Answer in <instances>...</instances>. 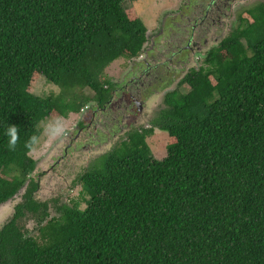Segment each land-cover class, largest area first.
I'll return each mask as SVG.
<instances>
[{
	"label": "trees",
	"instance_id": "1",
	"mask_svg": "<svg viewBox=\"0 0 264 264\" xmlns=\"http://www.w3.org/2000/svg\"><path fill=\"white\" fill-rule=\"evenodd\" d=\"M139 1L0 0V207L25 189L0 225V264H264V0L165 94L152 128L75 181L84 209L53 217L36 198L43 124L103 108L119 85L108 68L143 55L148 28L125 7ZM40 78L60 92L37 95ZM155 128L169 135L162 160Z\"/></svg>",
	"mask_w": 264,
	"mask_h": 264
},
{
	"label": "rangeland",
	"instance_id": "2",
	"mask_svg": "<svg viewBox=\"0 0 264 264\" xmlns=\"http://www.w3.org/2000/svg\"><path fill=\"white\" fill-rule=\"evenodd\" d=\"M194 1L140 0L135 3L128 2L125 7L126 9L135 10L141 16L148 28L147 35L150 42L151 37L161 27L163 20L166 21V27L172 22L170 17L173 12H178L181 9V11L185 12V16L189 15L193 20L197 12L192 15L191 13L194 10L189 11L186 6L187 3L191 2L195 4ZM262 1L247 0L244 5L240 3L233 4L232 10L229 11L227 9L229 18H226V23L222 25L220 22L215 23L205 20L201 32L210 33L211 37L214 38L219 36L220 40L227 36L230 30L234 29L235 21L244 9L256 6ZM205 3V0L201 2L203 5ZM167 14H170V16L165 18ZM179 24L181 28L175 29L173 31L174 35L162 36V39L156 41V50H154L153 55L149 59L151 67L155 69L153 70L154 73L152 71V77L145 79L146 76H143L146 82L141 77V72L143 71L136 65L125 60H119L106 71L107 75L119 84L117 89H120L117 94L113 95L112 100L114 102L108 109L99 112L86 111L79 115L72 114L67 119L43 124V134L35 145L31 157L39 164L38 169L34 172V178L39 183L36 198L42 202H50V213L53 217L59 216L56 206L61 204L71 206L73 203H78L84 209L86 204L83 199L87 198V196L80 183L74 186L75 181L86 172L100 155L120 145L127 138L128 132L136 128H152L151 122L157 117L162 107L160 104L163 101L162 95L165 93L163 92L166 89L165 87L172 86L174 88L188 72V69L183 66L184 64L181 61L188 62L191 68L202 64L203 58L201 54L196 56L192 52L187 51H184L183 55H179L176 61H170L173 59V53L179 52L180 47L184 48V44L180 46L178 41L176 44V40H183L186 35L190 34L189 30L193 26L185 21H180ZM187 26H189V29H187ZM186 29L188 32H185ZM219 40L214 42L211 40L208 47L212 49L218 46ZM206 49L204 48V52ZM142 69H144V66ZM132 78H136L134 79L135 82L129 85L127 82ZM140 78L145 82L146 87H149V85L151 87L143 88L144 86H141L142 81L137 84L139 81L137 79ZM155 91L156 93H154ZM35 92L37 95L45 97L58 94L60 88L48 83L44 78H40L37 81ZM130 93L139 97L141 102L146 99L149 109L147 108L142 114L136 116L130 115L132 109L131 102H128ZM80 123H83V126H80ZM81 128L83 129L80 130ZM168 139L169 135L157 128H155L153 136L147 138L149 146L159 160L167 156ZM83 143L85 144L84 148H82ZM76 146H78L77 149H75ZM51 158L55 161H51ZM52 162L57 163L53 165ZM24 192L25 190L16 196L15 200L0 207L1 226L12 217L15 206L23 200L21 196ZM57 200H59V204L55 203ZM28 226L32 229L34 223L31 222Z\"/></svg>",
	"mask_w": 264,
	"mask_h": 264
},
{
	"label": "flooded vegetation",
	"instance_id": "3",
	"mask_svg": "<svg viewBox=\"0 0 264 264\" xmlns=\"http://www.w3.org/2000/svg\"><path fill=\"white\" fill-rule=\"evenodd\" d=\"M202 1L203 0H195L194 1L195 4H192V2L187 3L186 8L189 11L194 10V12L191 13L192 15H194V13L197 12V15L196 14L194 15L196 17L193 20L190 18L189 15L185 16L184 15L185 12L181 11V9H179L178 12H173L172 16L170 17L172 22L167 27L165 24L166 21L163 20V23L160 25L161 27L159 28L158 32L151 37L150 42L146 45V49L143 53V57L140 58L139 60H137V62L136 61L133 62V65H136L140 70L143 71V72H141L142 78H143V76H146L145 79L152 77V71L155 68L151 67L149 59H150V56L153 55L154 50H156V47H155L156 41L159 39H162L164 36L168 37V35H174L173 31L175 29L181 28V25L179 24L180 21H185V22L189 23V25H191V26L193 25V26L189 30L190 34L186 35L185 38H183V40H181V39L176 40V44L178 41V45L182 46L184 44L183 45L184 48L180 47L179 52L173 53L172 54L173 59H171L170 61L171 62L176 61V59L179 55L184 54V51L192 52L196 56L198 54H201V57L203 58V60H205L208 52L211 49L210 47H208L210 41L212 40L214 42L216 40H219V38H218L219 36L214 38V37H211L210 33L201 32V28H203L202 26H203L205 20H210V21H213L215 23L220 22L223 25V23H226L225 22L226 18H229V15H228L229 13H228L227 9H229V11L232 10L231 7H233L232 5L235 3H240V4L244 5L246 3L245 1H247V0H205L207 4L205 3L204 5L201 4ZM259 3H262V2H259ZM192 7H193V9H192ZM182 15H184V16H182ZM168 16H170V14H167L165 16V18H167ZM177 19H180V20L177 21ZM235 23L237 24V20L235 21ZM187 27H188L187 29H189V26H187ZM187 29L185 32H188ZM208 37H210V38H208ZM223 38H221L218 42H220ZM184 41H185V43H184ZM204 48L205 49L207 48L205 50V52H204ZM203 60H202V62H203ZM181 63L184 64L183 66H186V69H188V72L184 75V77L182 79H180V81H182L189 74V72L192 69L198 70L201 67V65H199L198 67L191 68V67H189L188 62L181 61ZM143 66H144V69H142ZM153 73H154V71H153ZM142 78L137 79V80H139L137 84H139L142 81ZM134 79H136V78L130 79L127 83H129V85L133 84L135 82ZM145 79L143 81L146 82ZM143 81H142V85H141V86H144L143 88H150L151 87V85H149V87H146L145 82H143ZM180 81H179V83H180ZM179 83H178V85H179ZM178 85L175 86L174 88H172V86L171 87H165L166 89L163 91L165 93H163V95H162L163 101L160 104L162 107L160 108L159 112L162 109H164V96H165V94L178 89ZM119 91H120V89H116L114 91V94H117V92H119ZM128 91L130 92V90H128ZM154 93H156V91ZM162 96H160V97H162ZM112 99H113V97L110 99L109 102L106 103V105L103 108H99V107H97L96 109L88 108L86 111L87 112L88 111H91V112L105 111L114 102ZM128 102H131V106H132L130 115L136 116V115L142 114L144 112V110H146L147 108L149 109V104L146 102V99L141 102L139 100V97H136L132 93L129 94V101ZM82 129L83 128H81L80 130H82ZM84 145L85 144L83 143L82 148H84ZM77 147L78 146H76L75 149H77ZM51 159H52L51 161H55L53 158H51ZM52 163L54 165L57 162H52ZM56 166H57V164H56Z\"/></svg>",
	"mask_w": 264,
	"mask_h": 264
},
{
	"label": "clouds",
	"instance_id": "4",
	"mask_svg": "<svg viewBox=\"0 0 264 264\" xmlns=\"http://www.w3.org/2000/svg\"><path fill=\"white\" fill-rule=\"evenodd\" d=\"M147 38H148V40H149V36H147ZM149 43V42H148ZM147 43V44H148ZM145 49H146V45H145V47H144V51H145ZM143 57V55L140 57V58H142ZM140 58H138V59H140ZM138 59H136L135 61H137ZM134 61V62H135ZM91 106H93V104L91 105ZM91 106H88L85 110H84V112L88 109V108H91ZM83 112V113H84ZM6 134L9 136V140H8V146L10 147V148H14V146H15V144H16V142H17V127L16 126H10L8 129H7V132H6ZM32 144H35L36 143V137H33L32 138V142H31ZM37 162V161H36ZM38 166H39V164L37 163V168L36 169H38ZM25 190V189H24ZM23 190V191H24ZM18 196V195H17Z\"/></svg>",
	"mask_w": 264,
	"mask_h": 264
}]
</instances>
